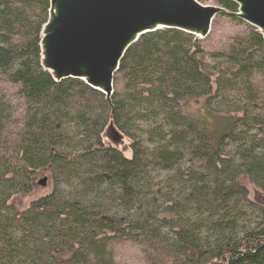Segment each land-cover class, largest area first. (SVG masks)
I'll return each instance as SVG.
<instances>
[{"label": "trees", "instance_id": "trees-1", "mask_svg": "<svg viewBox=\"0 0 264 264\" xmlns=\"http://www.w3.org/2000/svg\"><path fill=\"white\" fill-rule=\"evenodd\" d=\"M48 9L0 0V264H264L261 34L223 14L240 30L218 50L145 33L108 103L42 67ZM111 111L126 152L103 139ZM39 170L50 191L16 213Z\"/></svg>", "mask_w": 264, "mask_h": 264}, {"label": "water", "instance_id": "water-1", "mask_svg": "<svg viewBox=\"0 0 264 264\" xmlns=\"http://www.w3.org/2000/svg\"><path fill=\"white\" fill-rule=\"evenodd\" d=\"M229 1L237 5L236 12L198 0H49L40 36L41 65L53 80L80 79L110 103L119 62L145 33L176 29L202 39L214 17L223 14L254 27L264 39V0ZM111 113L103 139L125 150Z\"/></svg>", "mask_w": 264, "mask_h": 264}, {"label": "rangeland", "instance_id": "rangeland-1", "mask_svg": "<svg viewBox=\"0 0 264 264\" xmlns=\"http://www.w3.org/2000/svg\"><path fill=\"white\" fill-rule=\"evenodd\" d=\"M206 5H212L213 2H207ZM237 30H240V25L231 22L226 16H216L213 21L209 33L202 39H200L202 46L205 50H218L221 49L228 41V38L235 34ZM124 151V150H123ZM127 151V150H126ZM124 151V152H126ZM45 178V184H39V181ZM51 189V182L47 170H39L33 177L32 187L27 194H16L14 195L9 204L14 208L16 213L23 210L28 204L36 200L37 198L47 194ZM131 252L129 254L138 258V253L133 248H129ZM129 257L127 264H129Z\"/></svg>", "mask_w": 264, "mask_h": 264}]
</instances>
